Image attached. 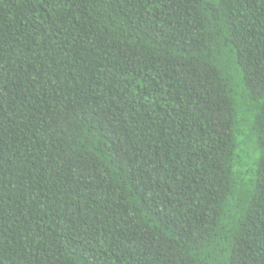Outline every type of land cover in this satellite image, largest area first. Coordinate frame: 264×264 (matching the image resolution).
<instances>
[{"label":"trees","instance_id":"1","mask_svg":"<svg viewBox=\"0 0 264 264\" xmlns=\"http://www.w3.org/2000/svg\"><path fill=\"white\" fill-rule=\"evenodd\" d=\"M0 264H264V0H0Z\"/></svg>","mask_w":264,"mask_h":264}]
</instances>
